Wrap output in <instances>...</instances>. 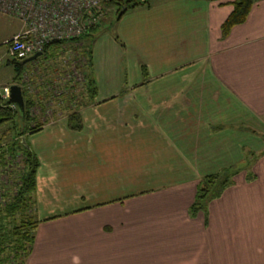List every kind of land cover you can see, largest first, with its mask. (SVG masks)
<instances>
[{
    "label": "crops",
    "instance_id": "0c3cea01",
    "mask_svg": "<svg viewBox=\"0 0 264 264\" xmlns=\"http://www.w3.org/2000/svg\"><path fill=\"white\" fill-rule=\"evenodd\" d=\"M233 1L135 9L119 31L142 80L112 98L95 42L98 95L77 110L83 130L61 116L28 138L40 224L26 264H264L263 156L207 217L190 214L206 175L264 151V1L223 39Z\"/></svg>",
    "mask_w": 264,
    "mask_h": 264
},
{
    "label": "trees",
    "instance_id": "16d2710c",
    "mask_svg": "<svg viewBox=\"0 0 264 264\" xmlns=\"http://www.w3.org/2000/svg\"><path fill=\"white\" fill-rule=\"evenodd\" d=\"M152 1L109 0L104 3L103 10L107 13V9L118 7L120 20L129 11L150 7ZM260 1L264 0H234L232 2L234 10L222 26V38L226 39L236 26L245 24L253 7ZM102 23L73 42H54L46 47L43 56L35 62L44 60L52 66L59 57H65L66 53L72 52L77 55L74 58L75 62L67 67L68 71L63 66L62 70L57 68L59 70L53 73L55 77L47 80L41 77L34 79L35 93L30 88L27 74L31 75L33 72L36 74L39 65H33L32 62L30 65L22 66L23 61L12 58L11 64L17 73L22 75H17L14 84L23 89L25 113L20 109L0 107V129L6 128L3 137H0V168L9 169L13 165L18 167L17 182L12 192L1 191L0 194V264H26L32 253L40 224L36 217L35 198L40 162L31 149L28 138L41 132L51 120H56L62 110L69 111L68 126L72 130H83L82 116L77 110L81 109L82 105L89 106L95 103L98 95L93 71V47ZM147 74V69L144 68L143 75L147 77ZM39 80L41 81L38 82ZM58 81H61L62 86ZM8 133H12V139L2 142L8 137ZM261 156L264 157V151L260 156L255 153L249 154L245 161L238 165L206 175L198 185L197 196L190 209L191 216L196 217L199 213H204L207 217L210 203L220 198L226 189L234 185L233 179L242 168L248 170L247 180L254 179L255 175L250 168Z\"/></svg>",
    "mask_w": 264,
    "mask_h": 264
},
{
    "label": "rangeland",
    "instance_id": "374dc122",
    "mask_svg": "<svg viewBox=\"0 0 264 264\" xmlns=\"http://www.w3.org/2000/svg\"><path fill=\"white\" fill-rule=\"evenodd\" d=\"M118 9V7H111L107 9L105 19L103 20L104 22L101 25L96 40V42L99 41L97 43L98 48L95 53L97 66L98 64H100L101 70H105L106 73L109 71L111 75L110 79L112 78L113 80V82H111L108 79H106L107 81L100 79L99 86L101 89V95H105V97L107 98H110L112 92H115L116 89H129L131 87V84L137 82L138 79L135 78H140V80H142L140 69L135 67V64L133 62L134 58L129 55L128 47L121 40L123 38L120 36L121 32L119 31L122 21L133 14L132 12L134 10L129 11L119 20ZM24 29L25 25L22 20L10 17L8 15L0 14V86L6 87L14 85V81L17 78V75H21V73H17L14 65L11 64L12 57L8 52V47L6 46L5 42L10 40L15 34L18 35V33L22 32ZM103 36H105L106 38H104L102 41L99 40ZM105 41H107L106 49L102 50L100 43ZM111 41L113 42L112 44L110 43ZM71 55L72 54L70 53H66L65 57H59L58 60L54 62V64H52V66H49L44 62V60L34 62L33 65H39V71H36V74H38V72L39 74L37 76H35L36 74L34 72L31 75L27 74V79L29 80V85L32 89V92L35 93L36 90L34 79L37 80L41 77L42 79L47 80L49 78L55 77L53 76V73H55V71L59 69L62 70L63 66H65L64 68H66V70L68 71L67 67L71 65V61L73 60H69V57ZM58 74H61L60 71L58 72ZM40 81L41 80H39L38 82ZM58 83L62 86L61 81H58ZM68 113L69 111L62 110V113H60L59 117H67ZM5 129V127H1L0 137H3ZM261 132L263 134L264 129L261 130ZM262 137L263 136L261 135V137L258 136L256 139L259 138L260 140L264 141V138ZM11 139L12 133H8V137L5 138V140L3 139L2 142H7ZM17 170L18 167L14 165L9 167V169L0 168V194L1 191L5 193H7V191L9 193L12 192V189L17 182Z\"/></svg>",
    "mask_w": 264,
    "mask_h": 264
},
{
    "label": "built area",
    "instance_id": "2783aa9c",
    "mask_svg": "<svg viewBox=\"0 0 264 264\" xmlns=\"http://www.w3.org/2000/svg\"><path fill=\"white\" fill-rule=\"evenodd\" d=\"M107 1L0 0V14L20 19L25 25L21 34L5 43L10 56L24 61L43 53L54 42L75 41L103 22L106 15L103 5ZM69 53L73 64L77 54ZM10 96L11 86H0V107L18 109L16 105L9 104Z\"/></svg>",
    "mask_w": 264,
    "mask_h": 264
},
{
    "label": "water",
    "instance_id": "95a60500",
    "mask_svg": "<svg viewBox=\"0 0 264 264\" xmlns=\"http://www.w3.org/2000/svg\"><path fill=\"white\" fill-rule=\"evenodd\" d=\"M42 56L43 53H37L34 56L24 60L22 62V66H26L29 63L35 62ZM8 102L9 104L16 105L22 113H25V95L21 86L16 84L11 86V96Z\"/></svg>",
    "mask_w": 264,
    "mask_h": 264
}]
</instances>
